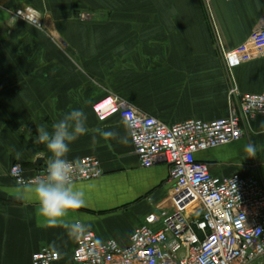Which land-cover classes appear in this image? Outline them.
<instances>
[{
    "label": "crops",
    "instance_id": "0c3cea01",
    "mask_svg": "<svg viewBox=\"0 0 264 264\" xmlns=\"http://www.w3.org/2000/svg\"><path fill=\"white\" fill-rule=\"evenodd\" d=\"M27 8L39 22L17 16ZM261 18L264 0H0V168L19 162L30 173L47 165L51 154L35 143L37 127L51 130L64 114L83 110L88 132L66 158L95 156L103 174L74 183L87 204L69 219L127 246L146 216L171 207L170 166L142 167L123 119L102 122L93 105L115 94L167 124L228 116L223 50L241 44ZM233 75L241 92H263L264 58L235 66ZM98 128L128 143L105 140ZM249 143L255 157L244 151ZM197 158L215 175L253 173L264 182V115L237 142ZM29 186L0 175V264H30L43 247L60 253L52 264H74L77 238L44 226Z\"/></svg>",
    "mask_w": 264,
    "mask_h": 264
},
{
    "label": "built area",
    "instance_id": "2783aa9c",
    "mask_svg": "<svg viewBox=\"0 0 264 264\" xmlns=\"http://www.w3.org/2000/svg\"><path fill=\"white\" fill-rule=\"evenodd\" d=\"M17 16L39 22L40 14L27 8L18 10ZM223 57L232 82L226 117L167 124L115 94L93 105L102 122L113 115L133 121L130 135L142 167L161 162L170 166L172 205L146 216L127 246L115 239L100 240L86 227L77 238L74 264H264V182L253 173L215 175L208 163L197 158L199 152L237 142L247 126L264 115V91L241 92L233 75L235 66L264 58V18L241 44L223 50ZM70 161L75 162L74 183L103 174L95 156ZM5 173L16 184L27 186L46 175V165L28 173L16 162L6 172L0 168V175ZM59 259L57 250L43 247L30 264Z\"/></svg>",
    "mask_w": 264,
    "mask_h": 264
},
{
    "label": "clouds",
    "instance_id": "9594fccd",
    "mask_svg": "<svg viewBox=\"0 0 264 264\" xmlns=\"http://www.w3.org/2000/svg\"><path fill=\"white\" fill-rule=\"evenodd\" d=\"M122 123L127 128L132 126L133 121L124 118ZM36 131L35 143L43 144L51 156L47 161L46 175L38 177L28 187V191L33 194L45 227H64L69 236L79 238L86 230V225L69 217L75 210L85 207L87 202L84 190L74 184L75 162L66 157L70 152V144L88 132L87 116L83 110L73 109L54 122L51 130L39 126ZM95 131L105 140L118 139L121 144L128 143L127 136L121 137L115 131L99 128ZM92 142L98 143L96 136L92 137ZM244 151L248 157H255L256 146L249 143Z\"/></svg>",
    "mask_w": 264,
    "mask_h": 264
}]
</instances>
